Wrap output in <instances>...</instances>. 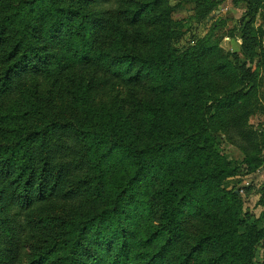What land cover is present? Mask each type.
Returning <instances> with one entry per match:
<instances>
[{
  "label": "trees",
  "instance_id": "1",
  "mask_svg": "<svg viewBox=\"0 0 264 264\" xmlns=\"http://www.w3.org/2000/svg\"><path fill=\"white\" fill-rule=\"evenodd\" d=\"M174 11L0 0V264H264L215 138L249 173L262 164L258 73L213 34L179 50ZM245 28L258 48L262 31Z\"/></svg>",
  "mask_w": 264,
  "mask_h": 264
},
{
  "label": "rangeland",
  "instance_id": "2",
  "mask_svg": "<svg viewBox=\"0 0 264 264\" xmlns=\"http://www.w3.org/2000/svg\"><path fill=\"white\" fill-rule=\"evenodd\" d=\"M169 4L175 7L172 20L177 24L173 32L179 50L190 48L197 41L213 34L223 54L239 71L249 69L252 75L258 73L256 81L259 88L256 100L254 96L251 99L252 112L248 125L259 138L262 150L258 157L262 164L255 172L249 173L246 166L241 164L243 156L238 146L227 142L221 134H216L215 138L222 155L236 171L233 178L225 181L224 187L239 192L245 217L247 215L252 221H258L259 228L264 230V0L254 1L253 6L235 0H212V4L207 0H169ZM250 10L253 11L252 16H248ZM246 26L256 32L262 31L257 33L255 40L260 47L253 48L252 44L244 43L248 39L244 34ZM248 53L252 63L245 56ZM252 85L254 87V79ZM244 229L242 227L240 231ZM262 255L259 246L256 261H260Z\"/></svg>",
  "mask_w": 264,
  "mask_h": 264
}]
</instances>
